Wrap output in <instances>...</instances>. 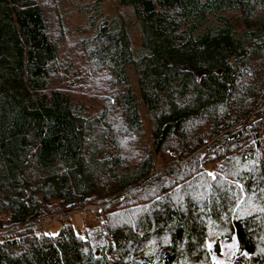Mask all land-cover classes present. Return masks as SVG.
Returning a JSON list of instances; mask_svg holds the SVG:
<instances>
[{"label":"trees","instance_id":"obj_1","mask_svg":"<svg viewBox=\"0 0 264 264\" xmlns=\"http://www.w3.org/2000/svg\"><path fill=\"white\" fill-rule=\"evenodd\" d=\"M209 238L264 264V0H0V264H214Z\"/></svg>","mask_w":264,"mask_h":264},{"label":"rangeland","instance_id":"obj_2","mask_svg":"<svg viewBox=\"0 0 264 264\" xmlns=\"http://www.w3.org/2000/svg\"><path fill=\"white\" fill-rule=\"evenodd\" d=\"M105 3H112V0H103ZM104 7V6H103ZM106 8V7H104ZM107 9V8H106ZM75 16V17H74ZM72 17H74V20L76 22V20L78 19L79 15H75L73 14ZM60 50L65 53L67 56H72V57H79L76 56L75 54H73L74 52V47L71 44L70 41H64L63 43H61L60 45ZM81 59V57H80ZM76 61H78V63L80 64V75L78 77H80L79 79H81V81H79V83L81 84L82 87H88L86 88V92H82L84 93V95L79 96L80 100H83L84 103L86 104V107L88 106V108L90 110H88L89 112H94L97 109H99V107H101L104 104H108L107 106L109 107L111 105V102H108V98L114 96V92L110 91V89L107 90L109 84L107 83V72L105 71H99V68L97 67L95 70L97 71L96 73H92L91 67L95 63V59L94 58H90L89 60L87 59H82V60H78L76 58ZM77 64V62H76ZM94 68V65L92 67V69ZM79 71V69H78ZM95 72V71H94ZM126 75L128 76L129 79V84L130 87L133 91V95L136 99V103H137V110L140 116V121H141V126H142V133L140 138H142V140H144V142H146L147 144L150 143V140L148 138V132H149V128L150 125L147 123V119L145 118L144 115V108L141 104H139L138 100H137V89H136V84L134 81V76L132 74L131 69H127L126 70ZM88 76H90V78L88 79ZM87 78V79H86ZM86 79V82H84V80ZM88 80V81H87ZM91 89V90H90ZM102 90V92L97 93V91ZM112 101V100H111ZM88 102L91 103V105L89 106ZM108 120V119H107ZM112 123H111V122ZM121 120L117 119V116L115 117V119H109V123L111 124V126L113 127V129L116 132H119L120 134H122L123 136H125L126 138L130 136H128L125 131H121L118 127L120 126ZM126 135H125V134ZM133 140V139H132ZM125 141H128L127 139ZM125 149H129V145H125L124 146ZM158 164V162H157ZM159 166V165H158ZM93 210V206L91 204H86L84 206H81L79 208L76 209H66L63 211V215H61L62 217H66L68 223H70L73 227V229L75 231H80L82 232V230L92 227L93 226V220L92 216L90 215L92 213ZM58 216L56 215H52L49 217H45V218H40V222L38 223H42V225H40V227L46 228V232L48 234H54L57 232L58 228L61 225H65L66 224V219H62L61 221L58 220V218L56 217ZM39 227V228H40ZM45 230V229H44ZM213 242V238H209L206 244V249L209 250V252L211 251V244ZM219 254L218 255H214L213 253L210 252V259L211 262H213L214 264H231L232 260H233V256L236 254V245L235 242L233 240H231L230 242H223L220 241L219 242Z\"/></svg>","mask_w":264,"mask_h":264},{"label":"water","instance_id":"obj_3","mask_svg":"<svg viewBox=\"0 0 264 264\" xmlns=\"http://www.w3.org/2000/svg\"><path fill=\"white\" fill-rule=\"evenodd\" d=\"M196 74L200 75L201 73H196Z\"/></svg>","mask_w":264,"mask_h":264}]
</instances>
